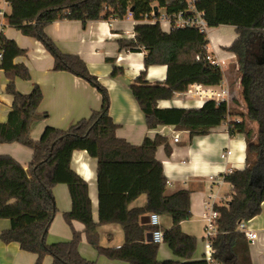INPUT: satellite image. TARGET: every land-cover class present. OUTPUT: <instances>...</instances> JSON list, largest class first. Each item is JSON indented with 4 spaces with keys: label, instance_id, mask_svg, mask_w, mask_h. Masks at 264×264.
<instances>
[{
    "label": "trees",
    "instance_id": "16d2710c",
    "mask_svg": "<svg viewBox=\"0 0 264 264\" xmlns=\"http://www.w3.org/2000/svg\"><path fill=\"white\" fill-rule=\"evenodd\" d=\"M8 1L7 26L41 42L54 58V71H68L86 80L100 93L101 107L66 130L46 127L33 141L30 124L43 93L37 83L28 93L16 88L17 78L31 80L28 68L14 62L25 51L0 32V71L8 80L5 92L12 97L11 111L5 121H0V144L18 142L32 150L26 169L14 158L0 155V219L6 218L11 224L0 233V240L17 242L23 250L36 254L35 264H41L46 255L52 256V264H97L78 251L81 235L72 227V221H77L83 224L84 236L97 254L109 259L128 264H206L203 256L200 261L191 260L197 240L181 229V223L192 215L191 192L183 189L167 193V178L156 159L160 145L170 155L168 138L155 134L132 145L118 137V124L109 113V91L89 72L82 57L62 53L45 33L47 24L55 21L74 20L85 25L88 21L122 20L129 7L138 19L154 0ZM197 5L205 12L209 28H235L237 38L225 50L236 56L239 102L244 110L211 100L197 108L158 107L157 101L171 99L187 81L199 79L213 85L224 78L222 70L204 59L209 40L196 29L164 32L158 25L135 24L134 36L117 39V49L143 51L144 69L129 89L148 130L168 124L193 136L206 134L227 118L239 119L232 120L229 135H243L245 165L244 169L222 174L232 192L227 202L213 206L218 217L212 246L219 264H251L248 240L237 225L259 214L264 203V0H198ZM106 60L114 62L111 57ZM151 65H166L164 82L148 84L145 70ZM122 74V68L114 65L110 76ZM74 150H85L97 161L98 222L92 219L88 183L71 168ZM57 184H64L69 191L71 208L63 214V220L71 227V239L49 244L46 234L57 211L52 188ZM141 195L145 196V205L131 207ZM151 213L170 216L171 226L163 232V242L177 259H157L159 243L148 241L146 236L154 226L141 220ZM109 223L120 224L123 229L124 241L119 247L99 243L97 227Z\"/></svg>",
    "mask_w": 264,
    "mask_h": 264
},
{
    "label": "crops",
    "instance_id": "0c3cea01",
    "mask_svg": "<svg viewBox=\"0 0 264 264\" xmlns=\"http://www.w3.org/2000/svg\"><path fill=\"white\" fill-rule=\"evenodd\" d=\"M10 12L9 8L6 9ZM208 32V50L219 58H225L227 65L235 69L236 56L227 52V48L236 38L233 26L221 25L211 27ZM4 35L12 39L25 53L15 57L17 63H23L31 75L30 81L19 78L15 86L20 92L28 93L33 83H37L43 93V100L31 122L30 138L37 140L46 127H56L66 130L83 117H88L92 111H98L101 105V95L86 80L68 71H54V58L47 52L41 42L34 37H28L17 28L6 26ZM45 33L56 43L62 53L76 54L85 61L89 72L95 75L106 87L110 95L109 113L113 122L118 124L116 135L124 138L130 144L139 145L145 136L153 137L158 134L167 137L171 147L170 155L165 154L160 145L155 154L162 164V170L167 178V193L177 190H190L191 218L181 223V229L196 238L197 244L192 261H200L203 256V232L205 222L202 215L206 213V201L214 204L227 202L231 197L232 186L223 181L211 184L210 176L220 175L229 169H244L245 139L243 135L229 133L223 124L214 126L206 134L190 136L187 130H177L173 125H159L149 129L144 121V115L132 95L129 86L134 82L140 71L144 69L143 51H119L117 39L132 38L134 26L129 21L116 20L88 21L83 25L79 21L63 20L47 24ZM114 62H108L107 58ZM229 61L233 63L229 64ZM116 65L121 67L123 74L111 78V70ZM146 81L149 85L164 82L166 65H151L145 70ZM225 72V71H224ZM7 78L0 71V121L6 120L11 111L12 97L5 92ZM230 88L232 97L229 101H240V86L238 79L234 84L224 76ZM235 89V90H234ZM203 99H164L157 101L160 108H197L204 103ZM178 134L179 141H173V134ZM229 149L231 155L221 159V151ZM8 155L19 162L24 169L31 161L32 150L20 143H1L0 155ZM71 168L88 183L91 215L98 222V193L96 188L97 161L85 150H74L71 154ZM57 211L46 234L47 243L69 241L71 227L63 220V214L71 208L69 191L64 184H57L52 188ZM145 205V196L141 195L131 204ZM159 228L164 232L171 226L172 220L167 214L159 215ZM9 220L0 219V233L10 227ZM72 227L81 235L78 246L80 255L96 261L97 264H128L97 254L95 247L89 244L84 236L82 223L72 221ZM247 229L255 232L257 237L248 240L251 264H264V203L261 212L246 222ZM151 232V231H150ZM99 243L106 247H119L124 241L123 229L120 224H102L97 227ZM157 259L165 261L177 259L162 242L157 250ZM37 256L23 250L19 243L3 242L0 240V264H35ZM53 258L46 255L41 264H52Z\"/></svg>",
    "mask_w": 264,
    "mask_h": 264
},
{
    "label": "built area",
    "instance_id": "2783aa9c",
    "mask_svg": "<svg viewBox=\"0 0 264 264\" xmlns=\"http://www.w3.org/2000/svg\"><path fill=\"white\" fill-rule=\"evenodd\" d=\"M198 0H154L149 3V10L145 11L138 19H134L133 10L129 7L126 15L122 20L129 21L133 24H154L158 25L164 32H170L172 30H179V28L196 29L199 33L208 36L209 27L208 22L205 19V12L197 5ZM9 8L8 0H0V32H4L7 26L6 16L9 13L6 9ZM134 34H132V37ZM208 38V37H207ZM209 40V39H208ZM206 53L204 59L210 63V65L219 68L223 72L224 67L227 65L225 58H219L214 54H211L208 50V46L205 48ZM1 55V54H0ZM199 59V55L196 56ZM229 64L233 61H229ZM236 63V61L234 62ZM235 69L237 67L235 66ZM224 80V78H223ZM221 81L219 84L208 85L204 84L201 80H190L187 81L180 89V91L173 92L171 99H203L204 102L207 100L215 101L216 103L225 102L229 103L232 93L229 86L225 81ZM232 120L239 122L236 118H227L222 124L225 126V130L229 133L232 127ZM173 141L178 142V134H173ZM221 159L225 160L230 155L229 149L221 151ZM233 169H229L224 173H232ZM222 173V174H224ZM222 174L216 176H210L209 182L211 184L222 183ZM207 212L202 215L205 222L203 232V258L206 264H219L214 259L213 241L217 237V217L218 212L213 209L214 203L206 201ZM149 224L154 226L151 230L153 236L152 241L155 243L163 242V232L159 228L160 219L157 213H151L149 215ZM237 229L240 233L244 234L247 240H253L257 237V234L246 227V221L241 220L238 222Z\"/></svg>",
    "mask_w": 264,
    "mask_h": 264
},
{
    "label": "rangeland",
    "instance_id": "374dc122",
    "mask_svg": "<svg viewBox=\"0 0 264 264\" xmlns=\"http://www.w3.org/2000/svg\"><path fill=\"white\" fill-rule=\"evenodd\" d=\"M211 31L212 30H209L210 33H211ZM224 76L226 78L230 79L232 81V83L234 84L235 80L238 79L237 69H234L232 66L229 67V68H227L225 70V72H224ZM235 101H237V103L230 102L232 109L233 110H235V109H237V110H244L241 102H239L238 100H235ZM253 128H254V125H253Z\"/></svg>",
    "mask_w": 264,
    "mask_h": 264
},
{
    "label": "water",
    "instance_id": "95a60500",
    "mask_svg": "<svg viewBox=\"0 0 264 264\" xmlns=\"http://www.w3.org/2000/svg\"><path fill=\"white\" fill-rule=\"evenodd\" d=\"M141 220H142V222L149 223V222H150V220H149V215L143 216V217L141 218ZM146 236H147V240H148V241H152L153 236H152L151 232H148V233L146 234Z\"/></svg>",
    "mask_w": 264,
    "mask_h": 264
}]
</instances>
